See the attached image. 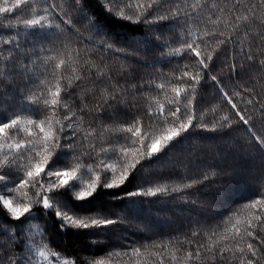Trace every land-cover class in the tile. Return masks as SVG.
<instances>
[{
	"label": "trees",
	"instance_id": "obj_1",
	"mask_svg": "<svg viewBox=\"0 0 264 264\" xmlns=\"http://www.w3.org/2000/svg\"><path fill=\"white\" fill-rule=\"evenodd\" d=\"M51 2L56 5V12L50 17V22L59 24L60 29H45L44 32L55 33L54 39H41L33 29H25L21 23L33 16L43 15L46 0H30L12 13L0 14V49L5 50L4 55H7L6 50L11 45L2 41L13 36H17L19 42L27 44L31 50L30 60L22 58L18 61L28 65L29 70L24 74L23 81L19 73L9 76L5 72L0 77V88L10 97H15L0 108V120L7 122L8 117L14 119L16 115L21 119V129L9 142L27 141L32 136L34 143L42 145L45 133L51 137L50 123L52 129H57L59 125L55 121H63L64 116L69 114L60 106L52 108L43 104L44 99L50 101L53 98L52 93L57 88L60 89L59 97L76 113L71 120L76 129L75 136L68 129L61 134V144L71 143L72 150L57 152L56 169L59 170L74 167L77 162L96 166L102 159L116 164L119 169L121 163L115 158L109 159L116 154L111 151L103 153L101 149L138 147V144H131L132 134L121 129L128 128L139 118L144 125L142 130L150 132L152 138L160 139L168 135L171 128L179 127L180 120L173 123L169 117L165 123L148 117L147 111H155L159 105L166 110H174L177 106L183 110L191 100L189 114L195 116L194 126L183 132L171 147L151 160H144L142 167L138 165V170L121 188H100L95 197L86 203H73L72 193L68 190L57 197L73 203L76 211L87 210L94 215L102 213L112 218H122L123 223L100 230L62 231L53 210H44L38 204H33L32 217L16 221L0 205V264H11L17 258L22 264H30L33 245L45 247L72 260L74 264H92L102 257L108 264H239V253H226L220 259L217 251V258L214 259L206 255L205 250L210 244L217 250L227 245L233 249L237 245L246 248L249 242L259 248L258 258L260 264H264V245L246 235L240 238L225 232L240 220L243 235L244 222L249 213L258 214L255 209L245 206L264 198V151H261L230 105L222 99L215 84L202 81L196 86L195 93H185L190 81L182 78L183 72L194 74L202 71L197 58L185 53L169 55L174 49L183 47L189 29L197 34L205 31L217 34L205 38L209 51L216 48L218 39L223 38L219 33L233 36L234 43L220 46L214 54L211 74L218 76L224 91H238L236 84L252 89L251 96H246V99L234 98L233 102L237 103L246 118H251L253 131L260 135L264 132V122L259 112V106L264 105V64L260 63L264 60V55H260L264 52V7L257 5L254 10L257 19H241L234 33L237 21L230 10L235 0H201L202 7L194 13L191 8L194 0H156L146 17L156 21L159 16L169 15V9L178 6L192 14L193 21L187 28L183 15L179 19L154 23H145L143 19L133 23L112 14L108 10L112 8L108 0H81L84 13L100 26L98 31L68 0ZM11 3L12 0H9L5 5L4 0H0L3 6H11ZM253 3L256 0H241L236 15L251 16L248 8ZM120 7L123 8V5ZM65 10L71 13L63 17L72 20L71 28L61 22L60 15ZM135 11V7L124 9L125 15H132L133 20ZM217 17V23L209 22V18L214 21ZM101 43L105 47H101ZM109 44L113 47L108 48ZM41 47L49 51L36 55L35 52ZM247 52H251L256 59L248 61ZM61 60L65 61L63 65H60ZM6 63L0 62V66ZM233 63L237 65L239 75H229L227 65ZM57 65L60 67L57 68ZM77 76L82 79L77 80ZM205 76L207 79V74ZM29 80L28 97L20 100L15 96V86L20 84L23 90L24 83ZM69 80L73 81L71 87L68 86ZM174 87L181 90L180 95L173 92ZM229 95H232V91ZM245 95L242 93V96ZM36 96L41 98L36 104L30 103ZM113 96L118 99L112 100ZM252 96L259 104H247V99ZM224 116L229 118L231 126L222 121ZM29 120L35 123L28 124ZM41 127L44 132L40 131ZM93 129L96 135L85 139L84 135ZM64 136L69 140L65 141ZM36 137H39V141ZM47 143L51 149V139ZM93 148L95 153L89 159L85 154ZM4 151L7 149L0 150V159H3ZM36 151L40 152V156H35L29 150L32 158H29V152L21 153L22 159L18 163L22 165V177L46 154L41 146ZM144 151H147L146 147ZM73 157H78V161H73ZM128 160L132 161L133 155H129ZM90 178H93L91 174L83 176L86 180ZM193 181L197 182L193 187H186ZM15 183L18 184L19 179ZM14 186L7 185L9 188ZM4 187L0 183V195L5 194ZM149 187H167L168 192L155 197L115 199L117 195ZM35 191L30 187L27 201L38 199ZM221 235L229 238L216 244ZM257 235L264 240V233L259 228ZM209 236L212 237L211 241ZM199 246H202L200 261L187 259L186 254L189 251L195 253ZM133 249H139L140 254L131 255ZM113 253L129 255H110ZM173 255L176 259H172ZM248 258H252L250 253Z\"/></svg>",
	"mask_w": 264,
	"mask_h": 264
},
{
	"label": "snow or ice",
	"instance_id": "obj_2",
	"mask_svg": "<svg viewBox=\"0 0 264 264\" xmlns=\"http://www.w3.org/2000/svg\"><path fill=\"white\" fill-rule=\"evenodd\" d=\"M30 0H12L11 6H3L0 5V14L4 13H12L17 9H20L22 5L28 4ZM69 4L74 7L77 11L81 12L86 19H89L90 22L94 24L96 29L99 31L100 26L95 25V22L88 17L86 13H84L83 6L81 4V0H68ZM156 0H108V3L112 5V8L108 9L112 14L118 15L119 18L127 19L129 22L139 23L143 19L145 23H154L167 19L176 18L179 19L181 15L185 18V27L189 25L190 21H193L192 14L187 12L185 9H181L180 7H173L168 10L169 15L159 16L156 21L146 19L147 14L150 9H152L153 4ZM9 0H4V4L7 5ZM47 7L43 9L44 14L39 16H33L31 19H25L21 23L25 29H33L34 34L39 36L41 39L49 40L55 38V33L44 32L45 29L56 28L60 29L59 24H53L50 22V17L53 16V13L56 12V5L51 2V0H46ZM241 0H235V4L233 9L230 10L231 15L235 16L237 21L236 27L233 29L235 33L239 28V21L242 19L244 21L255 20L257 19L255 8L257 5L264 7V0H256V3H253L251 7L248 8V12L251 13V16L244 15L243 17L236 15V9L239 7ZM123 5V8L120 6ZM135 7V20H133L132 15H125L124 9H129ZM199 7H202L201 0H194V3L191 5L192 12H196ZM51 9V11H49ZM34 11V10H33ZM220 11H224L220 9ZM59 15V14H58ZM67 10H65L62 15H60L61 22L68 25L71 28L72 20L71 19H63L64 16H70ZM219 21V17L216 20H211L209 18L210 23H217ZM18 26V25H16ZM13 26V27H16ZM74 30V29H73ZM42 34V35H41ZM217 35L215 32L209 33L207 31L197 34L189 29L188 37L183 41V47L174 49L169 55H179L182 53L194 55L198 63L202 69L200 72L191 73L189 71L183 72L182 78H188L190 83L188 87L184 90L185 93L191 91L195 93L196 86L199 85L202 81L205 83L211 82L216 85V87L220 90L222 99L227 102L228 105L232 108L235 115L239 118V121L243 123L244 126L247 127L248 133L255 140L256 144L260 147L261 151H264V132H261L260 135H257L256 131H253V125L250 123V117L246 118L245 114L241 113L240 109L237 107V103L233 102L234 98L236 99H246V96H251L252 89L251 88H242L239 84L235 85L238 91H233L229 89V91H224L223 86L220 84V79L217 75L211 74L210 65L214 66V54L217 53L220 46H227L228 44L234 43L233 36L226 35L224 32L219 33L222 39L217 40L216 48H213L211 51L208 50V43L206 41V37ZM4 44L11 45L9 49H7V55H4L5 50L0 49V62L7 61L6 64L0 66V77L4 75L5 72L8 73L9 76H13L15 73L20 74L21 81L24 80V74L28 72V65L25 63H18L22 58L25 60H30L31 57L29 52L31 51L27 44H21L17 36H13L9 39L2 41ZM203 45V46H202ZM101 47H105L103 43L100 45ZM108 48H112L113 45H107ZM48 49L41 47L38 51L35 52L36 55H39L40 52H47ZM120 51V50H117ZM260 55H264V52H261ZM246 58L248 61H254L256 57L251 53H246ZM50 59V58H49ZM47 62V61H45ZM65 61L61 60L60 65H63ZM261 64H264V60L260 61ZM60 65L56 67L59 68ZM229 70V75L232 73H239L236 71L237 65L235 63L227 65ZM205 74H207V79ZM181 78V79H182ZM77 80L82 79L80 76L76 77ZM28 83L31 81H27L24 83L23 90H21L20 84H16L15 86V96H18L20 100H25L28 97ZM73 81H68V86H72ZM160 87H163L161 85ZM67 92V88L64 89ZM180 89L174 87L173 92L176 95H180ZM232 91V95H229V92ZM60 89L57 88V91L52 93V99L49 101L47 99L43 100V104L45 107L55 108L56 106H60L68 111V115H65L63 121L57 119L55 121L56 125H59V128L52 129L50 123V131L51 137H49L48 133H45L43 137V144L38 145L33 142V137L29 136L27 141H19L9 142L13 140L16 132L21 129V119L19 115H16V118L8 117L7 122L4 120H0V150L7 149V151L3 152V159H0V183L5 185L4 192L6 195H0V205H2L3 209H5L8 213L11 214L10 218L16 221L28 220L32 217V207L33 204H38L44 210H53L55 217L60 221V229L62 231L68 229L74 230H89V229H107L110 226L117 225L118 223H123L122 218H112L109 215H105L102 213L92 214L88 213L87 210L76 211L73 203H86L95 197L98 189L103 188L105 190L121 188L129 179L131 175H133L138 170V165L142 167V162L144 160H151L153 157L157 156L161 152H163L166 148L172 146V143L179 137H181L183 132H187L190 127H193V120L195 119L194 114H189V105L192 104V101H188V105H185L183 110L181 107L177 106L174 110L165 109L163 105H159L158 109L153 111L149 109L147 111L148 117L159 122L163 120L165 123L168 122L169 117L172 119L173 123L175 121L180 120L179 127H173L169 130V134L163 136L160 139L152 138L150 132L143 131V123L137 118L133 121L132 125L126 129H121L122 131H126L132 134L131 144L138 147L128 148L126 146H121L120 148L113 149H101V152L107 153L109 151L115 153V157H109V159L115 158L119 163H121V167L118 169L116 164L109 163L107 160H100V163L96 166L91 164L83 165L81 163H76L74 167H65L63 170L56 169V158L57 152L63 151H71L72 145L71 143L61 144V134L65 132L66 129L72 130V136H75L76 129L71 123L72 118L76 115L75 111L72 110L69 105L64 102L59 97ZM242 93L246 94L242 96ZM15 97H10L9 93L5 92L3 88H0V108L4 105L11 102V99ZM40 96H36L35 99L29 101L30 103L36 104L40 99ZM112 100H117L118 98L113 96ZM107 103V100H105ZM247 104L250 106H255L259 104V101L256 100L255 96H252L251 99H247ZM99 111V109L97 110ZM260 118L261 121L264 122V105L259 106ZM183 117V119H181ZM68 123L65 124L64 122ZM222 121L228 122V126H231V122H229V118L227 116L222 117ZM28 124L35 123L34 121L29 120ZM216 125H213V130H215ZM27 131V129H24ZM41 132H44L43 127L40 129ZM96 135L95 129L91 132H88L84 135L85 139H88L90 136ZM39 141V137L35 138ZM51 139V149L49 148L48 141ZM63 139L65 141L69 140V137L64 136ZM151 140L148 143V140ZM41 146L46 154L43 156L42 161L35 166V170H27L23 177L21 176V167L22 165L18 163L20 159H22L21 153L31 152L35 153V156H40V152L36 151V148ZM147 149L145 152L144 149ZM31 152H29V158H32ZM9 153H12L9 155ZM95 153V149H91L88 155V158H92V154ZM129 155H133V160L129 161ZM73 161H78V157H73ZM56 169V170H54ZM91 174L93 178L88 180H84L83 176L85 174ZM46 178V179H45ZM19 179V183H15V181ZM207 179V176H205ZM197 182L193 181L190 184L186 185V187H193ZM9 184H14V187H7ZM30 186L35 189V195L38 199H29L26 203H13L15 197L12 196V193L19 191L22 188ZM64 190H68L72 193V201L73 203H69L68 201L57 199L59 195L62 194ZM180 189H173V191H179ZM168 192L167 187H149L147 189L138 188L134 191L126 192L123 195H117L115 199L120 200H130L137 196L142 197H155L158 194H166ZM27 196V193H24ZM264 196V194H262ZM259 206V207H258ZM245 207H250L255 209L256 213H249V217L244 222L243 226V235L240 227L241 221L237 220L236 224H233L230 229H225V232L232 233L234 236L244 238L246 235L248 238L259 241L261 245H264V240L260 239L257 235V229L264 233V198L257 199L251 203V205H246ZM31 228V225H28ZM33 231H37L33 229ZM42 231V230H39ZM195 235V233L193 234ZM215 235V234H214ZM229 237L227 235H221L220 238L215 242L216 244L220 243V240H227ZM212 237L209 236V240L211 241ZM159 247V246H157ZM201 248L199 246L196 248L195 253L189 251L186 254V258L190 260L200 261L201 258ZM217 251L219 252V258L223 259L226 253L235 255V253H239V264H260L259 260V248L256 247L253 243L249 242L246 245V248L240 247L237 245L235 249L232 248L231 245H227L224 247H220L218 250L215 249L214 245L210 244L208 248L205 250V254L212 256L214 259L217 258ZM251 254L252 258H248V254ZM140 254L139 249H133L131 255ZM41 257L45 255L43 251L39 253ZM53 256H58L57 253H52ZM110 255H129L128 253H113ZM159 259H162L158 256ZM172 259H176L175 255H173ZM11 264H22L21 260L17 258L16 260L11 261ZM62 264H73L72 261L65 260ZM92 264H108V262L102 257L92 262Z\"/></svg>",
	"mask_w": 264,
	"mask_h": 264
},
{
	"label": "rangeland",
	"instance_id": "obj_3",
	"mask_svg": "<svg viewBox=\"0 0 264 264\" xmlns=\"http://www.w3.org/2000/svg\"><path fill=\"white\" fill-rule=\"evenodd\" d=\"M42 160H40L39 162H37V164H39ZM36 164V165H37ZM35 165V166H36ZM35 166L31 168V170H35ZM46 179V178H45ZM86 180V179H84ZM35 190V189H34ZM27 193V196L24 195V193ZM30 187L27 186L25 188H22L20 189L19 191L15 192V193H12L11 195L15 197L13 203H26L28 202L27 201V198L30 196ZM3 195H6L3 194ZM33 255L31 256V259H32V262L30 264H62L63 261L65 260H68V261H72L68 258H64V257H61V256H53L52 255V251L46 249L45 247H40V246H34L33 245ZM43 251L45 253V255L43 257H41L39 255V253ZM73 262V261H72ZM74 264V263H73Z\"/></svg>",
	"mask_w": 264,
	"mask_h": 264
}]
</instances>
